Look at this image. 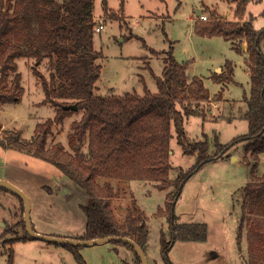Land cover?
I'll use <instances>...</instances> for the list:
<instances>
[{
	"label": "trees",
	"instance_id": "16d2710c",
	"mask_svg": "<svg viewBox=\"0 0 264 264\" xmlns=\"http://www.w3.org/2000/svg\"><path fill=\"white\" fill-rule=\"evenodd\" d=\"M237 2L236 19H224L215 10L211 19L196 21L194 33L200 37L220 36L229 41L231 48L246 54L250 91L244 96L247 105L248 131L241 138L251 139L246 147L250 157V180L243 188L240 228L246 225V264H264V172L256 174L259 154L264 152V30L253 28L252 15L243 18L249 0ZM104 10H107L106 0ZM96 21L93 0H0V105L21 100L23 87L18 71V58H33V74L39 79L44 98L42 104L57 107L55 116L38 122L31 140L23 141L18 130H3L0 145L4 148L31 154L56 166L84 190L87 200L81 205L86 216L85 231L76 239H93L109 235L126 236L142 249L147 242V215L131 196L124 218L118 221L111 201L118 197L109 179L142 180L155 182L165 189L175 186L174 195L167 193L165 201L172 227L182 240L204 241L205 223L173 224V199L180 184L203 163L222 157L210 156L206 136L202 141L189 138L184 128L185 116H200L205 120L210 108V92L202 79H187L186 65L177 62L173 43L165 51V65L161 76H155L157 92L144 85L142 95L102 96L95 93V83L101 66L96 60L101 51L93 46ZM136 37L130 33L127 39ZM236 40V42H235ZM246 44L245 50L241 47ZM45 64L48 75L38 66ZM226 73L212 77L216 82H230L234 75L233 63L225 61ZM151 71V70H150ZM152 73V71H151ZM221 93L217 94L220 100ZM77 104V109H64L63 104ZM81 111L79 119L71 123L68 145L59 142L48 145V137L55 123H62L74 112ZM175 131L177 144L184 154H197L196 162L174 179L170 162V139ZM1 128V125H0ZM104 178V179H103ZM103 179V183L100 180ZM23 204V203H22ZM24 206V205H23ZM23 225L25 222L23 216ZM21 240H33L25 229ZM56 236V235H55ZM241 231L237 233L240 241ZM131 248L137 264H142L135 249ZM70 250L79 264H85L79 246L55 243ZM166 246L160 236V250ZM13 248L8 247L7 264H12Z\"/></svg>",
	"mask_w": 264,
	"mask_h": 264
},
{
	"label": "rangeland",
	"instance_id": "374dc122",
	"mask_svg": "<svg viewBox=\"0 0 264 264\" xmlns=\"http://www.w3.org/2000/svg\"><path fill=\"white\" fill-rule=\"evenodd\" d=\"M106 4L108 13H104L103 0H93V16L96 24L103 23L104 26L101 31H95L93 38L94 48L102 53V57L96 60L101 65V69L100 77L95 83L100 87L102 94L113 92L123 95L133 89L140 93L142 82L139 80V74L143 75L148 87L156 91L157 86L151 71L142 65L149 64L153 73L160 76L163 57H166L165 51L172 42L177 52H187L184 53L186 58L184 63L187 62L188 56L194 57V74L203 77L205 86L212 93L209 104L211 109L205 120L200 116H185L183 125L186 133L191 141H202L206 136L210 156L222 154V157H215L203 163L187 177L181 183L179 194L173 199V224L205 223L206 240H182L176 234L177 231L173 230L172 222L166 212L165 201H167V193L175 194V186L158 189L152 181L109 179L114 189L118 190V197L111 201L116 218L118 221L124 218L131 196H134L137 205L148 216L150 247L146 245L144 249L149 264H155L157 260L161 264H246V225L242 228L239 225L243 188L251 179L250 165L245 158L250 157V151L246 147L252 140L241 138L248 131L247 105L244 96L250 91L249 72L241 54L232 49L228 41L220 36L200 37L192 28L193 18L194 24L201 20L196 14V9L201 11L200 14L207 15L205 21L211 19L210 11L213 10H217L216 13L221 18L236 19L234 10L237 2L233 0H106ZM248 15L254 17L252 19L254 29L264 30V0H249L243 18H247ZM130 33L141 37L147 47L139 38L127 39ZM242 48L245 50V43H242ZM262 49L264 51V43ZM226 60L233 63L232 79H234L224 88L222 100L216 102L218 89L222 85L213 82L210 75L212 74V77L222 73L224 75ZM16 61L24 91L19 102L0 105V125H4L0 128V135L3 130H18L21 139L27 141L34 136L35 125L48 118L52 119L57 107L49 103H41L44 93L39 79L32 72L34 59L18 58ZM38 69L48 75L44 63L39 65ZM188 72L193 75L190 69ZM81 114V111L71 113L62 123H55L48 137V145L59 142L68 149L71 123L79 119ZM171 132L173 136L170 139V162L173 168L169 175L174 179L180 170L185 171L196 162L197 154H184L176 142L173 127ZM1 151L0 148V153ZM11 152H13L12 156L8 158L17 165L15 167L18 173L17 180L23 187V192L31 196L33 202L31 211L35 224L40 218L41 211L53 213L50 219L46 213H42V219L46 223L39 228L43 232L56 230L58 221L64 220L63 213L68 214L69 210L76 209V206L74 208L71 204H76L83 196L86 202L85 193L81 192L80 187L74 186L76 191H72L74 192L72 194L69 191V204H63L55 196H51L48 190L38 187L40 181H43L42 166L60 170L50 162L31 154L15 149ZM263 172L264 152L259 154L256 174L261 175ZM65 177L76 185L75 181ZM103 179L100 183H103ZM1 191L0 264H7L10 246L13 248L12 264H79L74 254L62 245L42 239L21 240L26 234L23 225L22 203L24 202L10 190ZM55 194L57 195V192ZM34 200H37V207ZM29 214H31L30 201ZM239 230L240 241L236 238ZM160 236L166 246L164 253L160 250ZM78 251L85 264H137L133 250L113 240L79 246Z\"/></svg>",
	"mask_w": 264,
	"mask_h": 264
},
{
	"label": "crops",
	"instance_id": "0c3cea01",
	"mask_svg": "<svg viewBox=\"0 0 264 264\" xmlns=\"http://www.w3.org/2000/svg\"><path fill=\"white\" fill-rule=\"evenodd\" d=\"M120 10H122V7L120 8ZM105 12L108 13L107 10L106 11L104 10V13ZM192 28H194V18H193ZM228 43H230V42L228 41ZM145 46L147 47L146 43H145ZM184 53L187 54L186 51H183V53H180V52H177L173 48V55L176 58H177V56H179L181 54L184 55ZM241 56L243 57V62L245 63L246 54L244 53V51L241 53ZM164 58H165V56L163 57V67L165 65ZM185 60H186V58H185ZM194 62H195L194 57L193 56H188V60L185 63L187 79H191L192 76H198V77H200L202 79V81L204 83V79H203L202 76L194 74V71H193V66L195 64ZM96 63H97V61H96ZM142 67L148 68L149 70L152 71V69H151L149 64L148 65L146 64L145 66L142 65ZM189 69L192 71L193 75L189 74V72H188ZM216 69H218V68L216 67ZM162 70H163V68H162ZM151 74H152L153 79H154V81L156 83V79L154 77L155 74L153 73V71H152ZM139 76H140L139 80L142 82V90H141V92L139 93L136 89H133L132 91H129V92H126V93L136 92L137 94L142 95L144 93V85L146 86V88L149 91H151L153 93L157 92V90L156 91L155 90L152 91L151 88L148 87V85L146 84V80H145V78L143 77L142 74H139ZM155 76H159V75H155ZM210 78L212 79L213 82H215L214 79L212 78V74L210 75ZM232 81H230V82H232ZM218 83H221V85H222V86H220V89H218V93L219 92L221 93L220 100H219V101H221L222 98H223V95H222L223 90H224V88L227 87V83H229V82H218ZM204 85H205V83H204ZM95 93L98 94V95H102V96H112V95L118 96V94H114L113 92H111V94H102V92L100 91V87H98L97 84H95ZM210 97H212V93H210ZM219 101H216V102H219ZM2 126H4V125H1V128H2ZM0 148L2 150L1 152L3 153V154L0 153V179L9 181L10 183L16 185L17 187L19 186L21 188V190H22L23 187L20 186V183L17 180L18 173L15 171V169H16L15 167H17V165L15 163H13V161L9 160V158H8V156H12L13 152H11V151L13 150V148H4L1 145H0ZM41 168L44 170V174H43V177H42L43 181H40V184H38V187L45 188L46 190H48V193L51 196H55V198L58 199L59 201H61L63 204L68 205L69 204L68 203L69 191H71V194L74 193L72 191H76V189L73 188V187L74 186H78V185L77 184L75 185L74 183H71V181H69V179H67L65 177L66 175L63 172L58 171L57 169H53V168L46 167V166H42ZM0 190H2L1 192H4L3 190L7 191L9 189H7L6 187L0 186ZM81 190H82L81 192L85 193L82 188H81ZM55 192H57V195L55 194ZM85 196H86V194H85ZM27 197H28V199H30L29 200L30 201V213H31L30 214V218H31L33 229L36 232H39V233H42V234H52V235H57V236H63V237L79 236V235H82L84 233L85 225H86V216H85V213L83 212V210L81 209V205L86 203L84 196H83L82 200L76 202V204H71L72 206H74V208L76 206V209H72V210L68 209L69 210L68 214L63 213L64 220L62 222L58 221V226H57L56 230H54V229L44 230V231H48V232H43L39 228V227H42L41 225H44L46 223V221L44 219H42V213H46L48 215V219L51 218L53 213H51L49 211H46V210L45 211H41L40 218L37 219V222H36L37 224H35V222L33 221V216H32V211H31V209H33V202H32L31 196L27 195ZM34 203H35V206L37 207V200H34ZM50 210H51V208H50ZM59 212H60V207H59ZM54 216H55V218L57 217V211H56V213H54ZM36 227L38 228V230H36ZM148 235H149V230H148ZM148 237H147V242L145 243L144 247H146V245L149 246ZM143 252L146 255V258H147V261H148V255L145 252L144 248H143ZM153 257L156 259V257L154 255H153ZM131 258H132V256H131ZM125 260H127V257L125 258ZM155 264H161V263H159V261L157 260V263H155Z\"/></svg>",
	"mask_w": 264,
	"mask_h": 264
},
{
	"label": "water",
	"instance_id": "95a60500",
	"mask_svg": "<svg viewBox=\"0 0 264 264\" xmlns=\"http://www.w3.org/2000/svg\"><path fill=\"white\" fill-rule=\"evenodd\" d=\"M196 14L197 15L200 14L199 9H196ZM176 60L177 62L181 63L182 61L185 60V56L181 54L177 56ZM62 108L76 110L77 104L76 103L63 104ZM169 153H171V150L169 151ZM0 186L6 187L7 189H9L14 194L18 195L23 200L25 229L27 233L30 236H32L34 239H42L50 243H67V244L76 245V246L95 244L97 242L106 241V240H120V241H124L130 244L135 249L142 264H149L147 261L146 255L143 252V249L135 241H133L132 239L126 236L109 235V236L98 237V238H93V239H76L72 237H63V236H57V235L55 236L52 234H42V233L36 232L33 229L30 214H29V199L27 195L20 188H18L17 186H15L14 184L6 180L0 179ZM180 187H181V184H180ZM171 220H172V216H171Z\"/></svg>",
	"mask_w": 264,
	"mask_h": 264
},
{
	"label": "built area",
	"instance_id": "2783aa9c",
	"mask_svg": "<svg viewBox=\"0 0 264 264\" xmlns=\"http://www.w3.org/2000/svg\"><path fill=\"white\" fill-rule=\"evenodd\" d=\"M199 18L201 19V20H207V15L206 14H203V13H201V14H199ZM104 26H103V23H98L96 26H95V31L96 32H99V31H101V29L103 28Z\"/></svg>",
	"mask_w": 264,
	"mask_h": 264
}]
</instances>
